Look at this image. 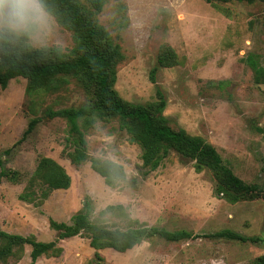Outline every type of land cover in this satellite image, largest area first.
<instances>
[{
    "label": "rangeland",
    "instance_id": "rangeland-1",
    "mask_svg": "<svg viewBox=\"0 0 264 264\" xmlns=\"http://www.w3.org/2000/svg\"><path fill=\"white\" fill-rule=\"evenodd\" d=\"M76 1L121 48L115 83L120 97L149 105L162 92L169 125L204 138L235 176L259 192L233 204L216 193L210 171L198 172L176 152L145 176L142 149L118 119L83 129L89 160L76 165L68 156L77 148L76 135L66 119L50 112L90 104L80 79L64 77L57 86L29 92L28 80L17 77L0 87V230L57 242L61 254L36 264H257L264 256V84L256 83L248 57L264 70V3L100 0L98 10L96 0ZM0 28L27 34L34 49L67 54L75 46L73 33L38 0H0ZM164 45L177 53L172 68L158 67ZM33 119L38 124L24 137ZM44 158L64 168L71 184L36 206L21 196ZM91 158L120 165L126 181L109 187ZM87 207L100 228H153L190 237L172 242L158 234L124 253L96 250L85 234L59 240L51 220L71 224ZM226 230L248 240L212 237ZM31 251L24 246L22 257L7 264H29Z\"/></svg>",
    "mask_w": 264,
    "mask_h": 264
},
{
    "label": "trees",
    "instance_id": "trees-1",
    "mask_svg": "<svg viewBox=\"0 0 264 264\" xmlns=\"http://www.w3.org/2000/svg\"><path fill=\"white\" fill-rule=\"evenodd\" d=\"M207 3H264V0H204ZM41 7L53 15L57 22L73 33L75 46L70 53L59 48L34 49L28 44L27 34L0 28V87L17 77L29 82V92H35L52 84L56 85L64 77H76L91 96L90 104L81 108L63 109L50 112L51 116L66 119L70 131L76 135L77 148L68 156L76 165L89 160L84 130L98 120L118 119L131 141L142 149V167L157 170L170 152H176L186 160L194 162L198 172L208 170L216 180V193L235 204L247 196L259 192L257 186L247 185L233 171L224 165L217 149L200 136H192L184 129H173L164 115L166 100L162 92L157 93V102L149 105L134 104L123 100L115 90L117 79L116 66L122 61L123 54L119 45L112 42L108 31L99 25L76 0H38ZM94 6L102 9L100 0ZM248 61L255 73L257 84H264V70L257 66L254 56ZM159 68L176 66L178 56L170 45H164L158 56ZM157 68L151 73L156 81ZM38 124L37 119L29 123L24 137L28 136ZM93 170L104 178L109 187H116L126 181L124 169L113 162L97 158L90 159ZM71 179L65 169L55 161L44 158L40 161L21 199L36 206L41 205L55 190L70 188ZM40 189V193L36 192ZM59 240L85 234L96 250L111 248L124 253L142 241L158 234L166 240L176 242L189 238L187 233L162 232L153 228L120 231L97 227L90 219V209L76 214L71 224L51 220ZM214 238L247 241L248 239L231 231L213 234ZM31 246V262L36 264L42 256L61 254L57 242H38L33 237L9 234L0 230V264H7L12 257L21 258L24 246ZM257 264H264L262 256Z\"/></svg>",
    "mask_w": 264,
    "mask_h": 264
}]
</instances>
